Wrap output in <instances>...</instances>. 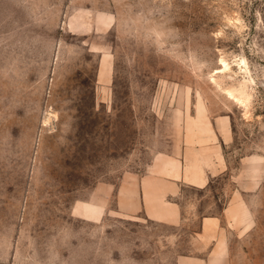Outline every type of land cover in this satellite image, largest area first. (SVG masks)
<instances>
[{
  "label": "rangeland",
  "instance_id": "1",
  "mask_svg": "<svg viewBox=\"0 0 264 264\" xmlns=\"http://www.w3.org/2000/svg\"><path fill=\"white\" fill-rule=\"evenodd\" d=\"M0 264H264V0H0Z\"/></svg>",
  "mask_w": 264,
  "mask_h": 264
},
{
  "label": "bare ground",
  "instance_id": "2",
  "mask_svg": "<svg viewBox=\"0 0 264 264\" xmlns=\"http://www.w3.org/2000/svg\"><path fill=\"white\" fill-rule=\"evenodd\" d=\"M221 64H223V68H222V70L221 71H225L226 69L228 70V69H231V66H230V64H229V62H227L224 58H222L221 59ZM230 93H232L233 95H234V93L232 92V91H230ZM231 95V94H230ZM232 95V96H233ZM239 99H241V98H239ZM238 99V100H239ZM242 101H244V100H242Z\"/></svg>",
  "mask_w": 264,
  "mask_h": 264
}]
</instances>
